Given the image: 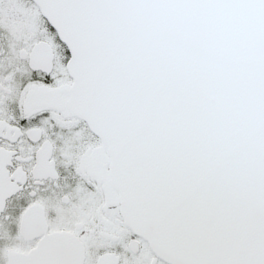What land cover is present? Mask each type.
I'll return each mask as SVG.
<instances>
[{"label": "snow or ice", "instance_id": "6c2138e0", "mask_svg": "<svg viewBox=\"0 0 264 264\" xmlns=\"http://www.w3.org/2000/svg\"><path fill=\"white\" fill-rule=\"evenodd\" d=\"M0 264H264V0H0Z\"/></svg>", "mask_w": 264, "mask_h": 264}, {"label": "flooded vegetation", "instance_id": "af4514ba", "mask_svg": "<svg viewBox=\"0 0 264 264\" xmlns=\"http://www.w3.org/2000/svg\"><path fill=\"white\" fill-rule=\"evenodd\" d=\"M51 219H55V213L53 212L52 215H51Z\"/></svg>", "mask_w": 264, "mask_h": 264}]
</instances>
